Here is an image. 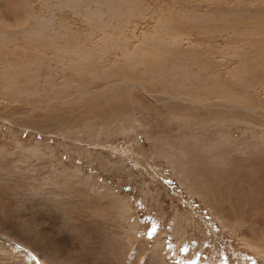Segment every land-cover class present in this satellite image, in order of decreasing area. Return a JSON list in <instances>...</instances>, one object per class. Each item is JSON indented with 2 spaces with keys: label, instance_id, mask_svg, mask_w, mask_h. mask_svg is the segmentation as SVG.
Masks as SVG:
<instances>
[{
  "label": "rangeland",
  "instance_id": "rangeland-1",
  "mask_svg": "<svg viewBox=\"0 0 264 264\" xmlns=\"http://www.w3.org/2000/svg\"><path fill=\"white\" fill-rule=\"evenodd\" d=\"M110 1L104 51L90 16L0 0V264H264V0ZM41 12L78 55L24 39Z\"/></svg>",
  "mask_w": 264,
  "mask_h": 264
},
{
  "label": "bare ground",
  "instance_id": "bare-ground-1",
  "mask_svg": "<svg viewBox=\"0 0 264 264\" xmlns=\"http://www.w3.org/2000/svg\"><path fill=\"white\" fill-rule=\"evenodd\" d=\"M51 1L52 0H39L40 3H42L43 6H45L47 9H54V7H52L51 5ZM59 2V8H68L70 9L73 13H81L83 15H86V16H90L91 17V20L93 22H95L96 24H99L101 26H104L103 29L101 30V32L103 33V37H102V40H106V39H109L111 42L110 44H105L102 49L105 51H107L108 49L106 47L108 46H111V45H118V38L120 35H109L107 36L106 35V32L107 30L109 29L110 27V24L107 23L108 22V17L111 15V13H119L120 12V7L113 4L114 1H110V0H98L96 2H91L89 0H56V2ZM91 6H94L93 10H92V7ZM216 14H217V10H216ZM228 16V13L227 11L223 10L219 13V15H217L218 19L217 21L220 19L219 18H223V17H227ZM41 17V18H40ZM122 17V16H119V18ZM94 18H96L97 20H94ZM202 22H205L203 20H201ZM55 20L54 18H48L44 15H42V12L39 13V16L35 18V20L33 21V24L31 25H28L26 26L23 30H22V36L24 35V39H29L31 41L34 42V44H37V45H41V46H45V47H48V48H51L54 50L55 52V55L57 57V60H63L64 58L63 57H60L62 55H75L79 53V51H81L80 49V45L77 44V42H75V46H72V45H68V44H64V45H59V44H55L53 42L52 39H54L57 43H60V41L58 42V40H61V38H67V35L66 33L64 32V30H66L67 28H70L69 25L66 24V22H62L60 23V28L62 30H58L56 29V26H55ZM17 29V28H16ZM21 30V29H20ZM18 29V31H20ZM11 33H15V32H11ZM0 34H3L2 32V29H0ZM6 32L4 31V36H2V38H0V44L3 43L4 40H7L9 39V36L10 34L8 33L6 36H5ZM154 38L155 35H152ZM174 36V33H169L167 34V38L168 39H171L172 37ZM58 37V38H57ZM6 40V41H7ZM153 40V39H152ZM154 41V40H153ZM157 41V40H155ZM32 42V43H33ZM63 42V41H62ZM61 42V43H62ZM33 44V45H34ZM37 47V46H36ZM114 47V46H113ZM97 52H100L99 49H97ZM133 55L132 52H128V56H126V59L127 58H131ZM79 57V56H78ZM82 59V58H81ZM35 60V59H34ZM79 60V59H78ZM177 65V63L173 64V66ZM168 73H169V70H168ZM167 73V74H168ZM171 73H169L170 75ZM172 75V74H171ZM184 77V80L186 81L187 80V77L185 75H183ZM169 78V77H168ZM5 79V78H4ZM117 84V83H115ZM134 84V83H133ZM131 82L129 81H125V82H122L120 81V83H118V85H116V87L118 86L119 89L120 87H124L126 85L128 86H131L133 85ZM136 86V85H135ZM174 86V85H173ZM172 86V87H173ZM171 87V85H170ZM176 86H174L173 88H175ZM101 90L103 91V88H101ZM111 90V89H110ZM100 90L98 91H94V92H90V94L88 96H92V94L94 93H97L99 92ZM175 91V90H174ZM178 91V94L179 95H172V97H169L168 95H166V93H155L156 97H157V100L159 101H163V102H166L167 100H169L168 102L169 103H172L174 102L175 104H186V105H189V106H198V107H205L206 109H218L217 105H215L214 103H219L220 101H216L214 103H203V101H198V100H195V99H191L190 97H188L187 95H184L183 94V91L176 88V91ZM21 93H23L24 91H20ZM163 92V90H162ZM150 93V92H149ZM185 93V92H184ZM86 94V93H85ZM29 95V94H28ZM25 94V96H28ZM153 95V94H152ZM86 96V95H85ZM153 97V96H152ZM68 99H65L61 102H58L59 104L63 105L65 103H68ZM164 104V103H163ZM175 107V106H174ZM247 110H252L251 108H247ZM125 118V117H124ZM204 118V117H203ZM134 119V118H133ZM131 121V120H130ZM134 125V130H136L135 128L136 127H139L142 125L139 123V121H137L136 119L133 120L132 122ZM207 123H212L211 122H207ZM216 123V122H215ZM136 125V127H135ZM57 127V126H56ZM55 127V128H56ZM28 129V128H27ZM82 129V128H81ZM115 130V129H114ZM123 131H127L126 128H122ZM185 136V135H184ZM155 139L153 138H149V141L151 144H153ZM157 140V139H156ZM166 140V139H165ZM249 141V140H248ZM264 142V139L262 140ZM186 142V141H185ZM161 143V142H160ZM164 145V144H163ZM250 145V143L247 145V147ZM155 146V145H154ZM158 146V145H157ZM168 146V145H167ZM264 146V144H263ZM153 147V146H152ZM117 148V147H116ZM264 147H262L263 149ZM153 150H157L154 149ZM118 151V150H116ZM165 153L166 154H169L170 156V159L172 161H174L173 159L176 158V156H174L173 154H170L169 150L168 149H165ZM175 157V158H174ZM179 160V158L177 159ZM176 160V161H177ZM171 162V161H170ZM173 164V163H172ZM177 162H174L173 165H175V169L173 170L175 173H179V174H184V175H188L190 174L192 176V174L189 172V170H181V171H178V167H177ZM181 175V176H182ZM183 175V176H184ZM187 180H185L186 182ZM182 183V182H181ZM186 186V185H185ZM110 195V194H109ZM56 202V205H53L54 208L56 210H59V209H62L61 207L63 206L59 201H55ZM50 204V202H49ZM59 212V211H58ZM64 211H62L63 213ZM131 231V230H130ZM123 232V231H122ZM71 233L74 234V230H71ZM14 240H20L19 238L17 237H13ZM17 242V241H16ZM21 245H23V243H21V241H19ZM121 242V241H120ZM20 246V245H19ZM125 246V245H124ZM21 247V246H20ZM150 247V246H149ZM161 245L160 243H156L155 245H153L151 247V250L150 252L147 254V257L153 259L154 261V264H167V262L164 261V259L162 258L163 256L158 253V251L161 250ZM125 250H123L122 248V252H124ZM1 252V251H0ZM126 253V252H125ZM127 255H128V251H127ZM131 256V255H130ZM129 257V255H128ZM150 261V260H149ZM152 264V263H151Z\"/></svg>",
  "mask_w": 264,
  "mask_h": 264
}]
</instances>
